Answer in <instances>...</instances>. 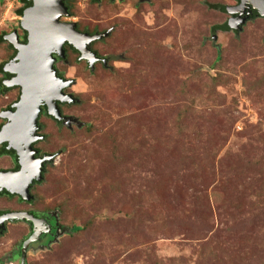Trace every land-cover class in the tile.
Returning a JSON list of instances; mask_svg holds the SVG:
<instances>
[{"label": "rangeland", "instance_id": "374dc122", "mask_svg": "<svg viewBox=\"0 0 264 264\" xmlns=\"http://www.w3.org/2000/svg\"><path fill=\"white\" fill-rule=\"evenodd\" d=\"M239 3L73 0L64 21L113 30L93 44L105 66L71 48L58 63L79 100L63 110L83 124L41 118L55 160L34 203L0 195L1 211L58 216L27 264H264V17L222 29ZM20 6L0 0V35ZM12 55L0 41V66ZM19 92L0 93V115ZM23 221L0 231V264H22Z\"/></svg>", "mask_w": 264, "mask_h": 264}, {"label": "water", "instance_id": "95a60500", "mask_svg": "<svg viewBox=\"0 0 264 264\" xmlns=\"http://www.w3.org/2000/svg\"><path fill=\"white\" fill-rule=\"evenodd\" d=\"M227 12L237 14L227 22L222 29L239 33L242 25L251 18V12L256 17H264V0H240L237 6L223 7ZM69 15L64 0H35L34 7L26 12L23 26L30 32V42L25 48L16 44L18 56L6 64L5 69L18 73L9 84L10 87L21 86L20 100L13 106L16 110L6 111L14 117H9V129L16 145L9 141L8 149H14L20 158L21 169L17 171H0V191L7 189L12 194H18L25 200H31L30 187L35 180L43 179V166L54 156L47 155L37 158L33 143L43 136L38 134V119L41 107L45 103L49 111L58 119H63L60 102H75L73 94H67L65 89L73 85L72 79L59 77L55 69L54 52L64 57V44L68 41L82 53V59H89L92 64L98 59L97 54L90 49V44L103 37H108L112 30L91 35L76 29V23H64L63 16ZM246 15V16H245ZM253 16V15H252ZM27 21V22H26ZM17 43V41H16ZM19 43V42H18ZM12 68V69H11ZM79 125L82 123L79 122ZM6 142L0 141V144ZM26 167L30 168L27 169ZM31 220L35 227L40 220L27 212L11 211L0 215V230L4 232L8 221ZM40 230L34 228L32 235L22 246V264H27L30 245L37 241Z\"/></svg>", "mask_w": 264, "mask_h": 264}, {"label": "flooded vegetation", "instance_id": "af4514ba", "mask_svg": "<svg viewBox=\"0 0 264 264\" xmlns=\"http://www.w3.org/2000/svg\"><path fill=\"white\" fill-rule=\"evenodd\" d=\"M3 1V0H1ZM99 1V0H97ZM142 2H148L150 0H140ZM19 2L21 3V6L18 8L17 10V15H18V19H19V26L13 30V32L11 33H3L0 35V41L1 42H6L9 44V46L11 47V49L13 50V55H12V58H11V61H13L19 54V49L16 47V44H18L20 46V44L22 45V47H25L27 44H29L30 42V37H31V34L30 32L23 26V23L24 21L26 20L25 19V16H26V12L34 7L35 5V0H19ZM65 2V5L66 7L68 8V11H69V15L67 16H63L61 18V21L64 22V23H76V29L83 32V33H89L91 35H94V34H97V33H104V32H99V31H94V32H90L89 30H82L80 27H79V24L78 22L76 21H64L63 19L64 18H73V13H72V7H73V0H64ZM23 9V12H19V10ZM251 14V18L250 19H253V12L250 13ZM253 15V16H252ZM246 16V15H245ZM237 17V14H231V17L229 19H232V18H235ZM255 18V17H254ZM27 22V21H26ZM110 30H113L110 29ZM234 31V30H233ZM3 38V40L1 39ZM105 38L107 37H103L101 39H98L94 42H92L90 44V49L95 52L97 54V57L98 59L94 62V64L91 63V61L89 59H82V53L80 50H78L73 44H71L70 42H66L64 44V57H62L58 52H54L53 53V56L55 57V69L58 71V75L59 77H63L64 79H68L63 72H61L58 68V63L61 62V61H67L68 59V48H71L73 51H75L76 53L79 54V60H84L87 62L88 66L91 68V70H95V66L97 64H103L104 66L106 65V62H107V58L106 57H103L99 52L95 51L93 49V44L97 41H101V40H104ZM17 41V43H16ZM19 42V43H18ZM7 63H3L1 66H0V74H1V79H0V93H7L13 89H20V92H19V97L17 99V101L15 103H17L20 98H21V94H22V88L21 86H14V87H10L9 84L12 83V80H14L18 73H15V72H11V71H8L5 69V66H6ZM12 69V68H11ZM75 85V82H73V85L71 87H67L65 89V92L67 94H73V92H68V89L69 88H72L73 86ZM79 102L78 99L75 100V102L73 103H70V102H60L58 101V105L62 111V116H63V119H58L57 117H55L54 115H52L49 111V106L47 105V103L44 102V104L42 105L41 107V112H40V115H39V119H38V134L43 136L42 139H39L37 140L36 142L33 143V148L35 149L36 151V157L37 158H44L45 156L47 155H50V154H46L43 152V150H41L39 147H38V144L40 142H43V140H45V135H43L42 133V124H41V118L43 116H46L47 118H50L52 120H54L58 125H66L68 127H71L74 125V124H77L79 125V120L77 117L75 116H71V115H67L65 114L63 108L67 105H74V104H77ZM10 110H16V108H14L13 106H9V108L6 110V111H10ZM5 111V112H6ZM9 114L5 113V114H2L0 115V130L3 129V127L7 124H9ZM83 124V123H82ZM9 147V142H3L0 144V158H3L5 156H9L12 158L13 160V165L12 166H8V167H2L0 168V171H17L19 170L21 167V164H20V158H19V155L18 153L14 150V149H8ZM9 150L8 153H6L4 150ZM54 156V155H52ZM54 160H55V156L54 158L51 160V161H47L46 163H44V166H43V179L41 181H38V180H35L31 187H30V193L31 195L33 196V198L31 200H25L23 199L20 195L18 194H11L9 193V191L7 189H4L2 191H0V195L2 196H8L10 198H18L19 201L21 202H26V203H34V193H33V189L35 188L36 185H38L39 183H42L44 181V178H45V175L46 173L48 172V168L50 165H52L54 163ZM19 165V166H18ZM27 169H30L28 167H26ZM21 212H27V213H30L31 215H34L36 218H38L40 220V222L38 221V225L35 227V223L31 220H24L23 222L27 223L28 226L30 227V230H31V234L26 238V240L32 235L33 231H34V228H37L38 230H40V236H39V239L35 242L32 243V245H30L29 249H28V252L34 247V246H40L41 248H46L48 245L52 244L53 242H55L57 240V235H58V230H59V223H58V216L56 214H54L53 212H50V211H39L37 209H23V210H19ZM4 213H6V211H4ZM11 221H8V223H10ZM1 231V230H0ZM25 240V241H26ZM23 246V244H22ZM22 246H21V250L20 252L18 251L15 255V257H21V254L22 253ZM22 258V257H21ZM20 263H21V259H20Z\"/></svg>", "mask_w": 264, "mask_h": 264}, {"label": "trees", "instance_id": "16d2710c", "mask_svg": "<svg viewBox=\"0 0 264 264\" xmlns=\"http://www.w3.org/2000/svg\"><path fill=\"white\" fill-rule=\"evenodd\" d=\"M19 12L21 13V12H23V9H21V10H19ZM254 17H256V15H254L253 16V18ZM221 27V26H220ZM2 40H3V38H1ZM9 132V129L8 128H5V130H4V132L3 133H0V141H2V140H5V141H10L11 143H12V146H14V145H16V141H15V139H14V137L11 135V134H9L8 133ZM6 153H8L9 152V150H4ZM19 166V165H18ZM21 167V166H20ZM21 169V168H20ZM19 169V170H20ZM10 193V192H9ZM12 194V193H11ZM4 213V211H1L0 210V215L1 214H3Z\"/></svg>", "mask_w": 264, "mask_h": 264}, {"label": "bare ground", "instance_id": "6f19581e", "mask_svg": "<svg viewBox=\"0 0 264 264\" xmlns=\"http://www.w3.org/2000/svg\"><path fill=\"white\" fill-rule=\"evenodd\" d=\"M23 48H25V47H23Z\"/></svg>", "mask_w": 264, "mask_h": 264}]
</instances>
